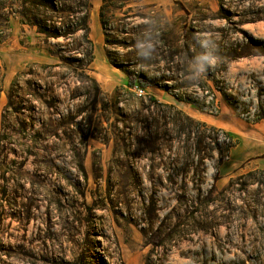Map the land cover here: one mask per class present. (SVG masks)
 Listing matches in <instances>:
<instances>
[{"label":"rangeland","instance_id":"obj_1","mask_svg":"<svg viewBox=\"0 0 264 264\" xmlns=\"http://www.w3.org/2000/svg\"><path fill=\"white\" fill-rule=\"evenodd\" d=\"M2 2L0 118L15 75L58 63L44 49L62 42L24 25L20 0ZM88 22L102 94L60 85L52 112L69 124L47 143L53 164L40 150L0 163V264H264L263 175L241 178L264 171V151L218 167L225 133L264 121V0H92ZM205 51L218 62L189 80Z\"/></svg>","mask_w":264,"mask_h":264},{"label":"trees","instance_id":"obj_2","mask_svg":"<svg viewBox=\"0 0 264 264\" xmlns=\"http://www.w3.org/2000/svg\"><path fill=\"white\" fill-rule=\"evenodd\" d=\"M105 4L108 0H102ZM72 0H20L19 11L13 13L18 15L24 25L33 27L37 33L42 35L45 43L62 39V42L47 45L44 50L58 63L53 65H44L33 63L24 70L17 73L11 81L6 94L5 106L0 118V163L3 165L9 155L20 157L19 163H26L29 159L40 158L39 150L44 153L45 160L53 164L50 150L51 146L47 143L55 138L59 139L57 127L68 125V121H63V125L54 119L53 104L61 101L57 88L67 86L66 83L74 81L81 84L89 82L93 85L94 92L81 94L79 86L75 90L77 95L71 96V99L78 97H92L91 103L98 102L102 94L98 82L91 76V64H93L94 43L90 38L88 12L92 0H81L80 6H71ZM5 3H0V8L4 9ZM65 15V17H63ZM71 15L79 16L72 18ZM8 22V21H7ZM67 41H71L67 43ZM3 68L0 66V78ZM64 71V72H63ZM63 72V73H61ZM129 86L134 85L129 78ZM40 110L42 112H40ZM86 109H78L72 116H81L87 114ZM40 118L35 121V115ZM71 120V119H70ZM36 122H39V128L35 129ZM84 138H88V131L81 132ZM230 140L225 155V160L218 163L221 167L229 159L231 149L238 141H235L225 133ZM13 141V142H12ZM13 145L15 149L9 146ZM58 157V156H55ZM49 158V159H48ZM58 170V168L55 166ZM79 169L84 172L83 166L79 164ZM21 171L20 168H18ZM261 173L263 181L258 182L264 186V171L254 170L246 173L241 178L246 179L248 183L254 182V175ZM233 180L229 182V186Z\"/></svg>","mask_w":264,"mask_h":264},{"label":"crops","instance_id":"obj_3","mask_svg":"<svg viewBox=\"0 0 264 264\" xmlns=\"http://www.w3.org/2000/svg\"><path fill=\"white\" fill-rule=\"evenodd\" d=\"M230 134L238 141V144L231 149L228 159L232 167L240 166L256 158L259 151H264V121H260L250 128L235 129L230 131ZM251 150L255 153H251Z\"/></svg>","mask_w":264,"mask_h":264},{"label":"clouds","instance_id":"obj_4","mask_svg":"<svg viewBox=\"0 0 264 264\" xmlns=\"http://www.w3.org/2000/svg\"><path fill=\"white\" fill-rule=\"evenodd\" d=\"M201 45L204 46V40L201 39ZM139 54L147 58L150 56L153 46L151 44L145 45L143 43L138 46ZM219 58L207 51L194 57L189 64V80L197 81L206 76L209 70L218 62Z\"/></svg>","mask_w":264,"mask_h":264},{"label":"built area","instance_id":"obj_5","mask_svg":"<svg viewBox=\"0 0 264 264\" xmlns=\"http://www.w3.org/2000/svg\"><path fill=\"white\" fill-rule=\"evenodd\" d=\"M137 92H138V94H137L138 96H142L144 94L143 90H139Z\"/></svg>","mask_w":264,"mask_h":264}]
</instances>
